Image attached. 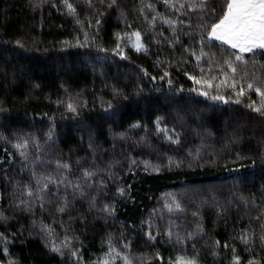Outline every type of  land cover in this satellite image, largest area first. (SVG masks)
Returning a JSON list of instances; mask_svg holds the SVG:
<instances>
[{
    "label": "trees",
    "instance_id": "trees-1",
    "mask_svg": "<svg viewBox=\"0 0 264 264\" xmlns=\"http://www.w3.org/2000/svg\"><path fill=\"white\" fill-rule=\"evenodd\" d=\"M71 2L79 6L81 20L92 17V28L85 25L84 29L92 33L97 28V11L104 12L99 17L102 22L97 42L89 47H70L63 43L67 40L75 44L77 35L83 40V32L59 5V0L55 3L61 7L60 11L47 2L33 11L29 0H0V108L6 109L0 112V213L7 217L0 220V233L7 238L5 245L0 237V260L5 264L9 260L17 264H74L75 258L69 260L49 251L41 221L56 230L57 240L65 234L75 236L74 246L86 262H94L107 251L109 237L118 247L131 240V254L137 257L136 264H140L141 255L152 256L156 251L163 256V264L178 255L195 254L199 264H231L233 244L244 264L253 255L264 258L258 239L249 251H245L239 239L233 240L241 229L250 230V218L256 217L259 211L238 205L234 197L255 194L260 203L264 195V163L260 160L264 154V118L244 107L250 103L248 99L243 104H236L234 98L224 103L189 92L193 85L184 71L192 72L194 57L184 54L179 45L173 49L166 42L156 44L153 38H159V32L164 31L166 37L170 33L167 25L159 20L152 27L139 15L141 0H118L119 7L114 9H107V0L98 9L87 8L82 0ZM151 2L156 4L159 13L169 12L163 0ZM121 11L127 13L132 28L126 27ZM135 30H141L149 51L138 53L125 40L129 59H121L111 51L116 43L115 34ZM17 40L24 44L23 48L16 44ZM218 47L219 42H214L211 50L217 51ZM247 58L252 57L247 54ZM158 59L172 61L168 69L173 80L171 89L166 79H159L162 69L156 64ZM255 59L264 64V57L259 54ZM177 60H190V63L181 65ZM203 66L207 68L206 64ZM142 69L157 76V80L144 76ZM195 74H199L198 69ZM181 86L183 91L177 92ZM140 88L143 91L137 94ZM114 89H119L121 95L115 96ZM70 97L87 102L86 107L79 109V115L66 110ZM251 97L258 102L254 93ZM157 117L162 118V127L175 129L180 135L179 145L156 132ZM137 123L141 126L130 127ZM121 133L126 139H120ZM175 133L169 132L174 138ZM18 136L35 137L39 141V152L30 144L26 164L12 147ZM142 137H147V141H141ZM90 140L96 146L95 152L88 147ZM190 150L192 156L188 155ZM197 150L203 167L196 163L189 166ZM7 153H12L13 162H9ZM218 155L221 158L216 162ZM169 156L183 160L184 166L145 172L141 164L140 168L127 171L129 157L166 166ZM58 161L69 164L70 168L58 169ZM113 161H120L122 165L113 169L115 180L106 176ZM83 169L97 171L96 183L104 177L107 184L106 195L99 196L95 207L90 205L89 197L73 198L72 189L68 188L71 205L59 213L57 205L65 193L63 184L59 186V196L45 197L43 210L38 206L32 211L15 206L18 201L12 198L13 185L22 181L34 186L33 171L37 176H64L75 183ZM125 186V195L117 197L116 188ZM51 191L56 192L55 185ZM91 192L95 193L96 189ZM168 192L177 194L183 211L169 213L162 207L164 194ZM230 199L233 203L229 205ZM113 200L116 201L114 216L99 211L104 203ZM204 200L208 202L202 203ZM222 208L226 210L222 212ZM150 217L153 235L157 233V225L161 233L155 241L144 235L149 229L147 223H141ZM169 221L174 233L193 232L197 224L203 230L186 243L176 244L175 236L169 241L164 234ZM259 231L256 225L257 234ZM217 240L219 246L215 245ZM225 242L229 244L227 249L223 247ZM5 246L8 254L3 251ZM144 264L149 261L145 260ZM151 264L161 262L154 259Z\"/></svg>",
    "mask_w": 264,
    "mask_h": 264
},
{
    "label": "snow or ice",
    "instance_id": "snow-or-ice-1",
    "mask_svg": "<svg viewBox=\"0 0 264 264\" xmlns=\"http://www.w3.org/2000/svg\"><path fill=\"white\" fill-rule=\"evenodd\" d=\"M51 3L53 7L57 8V11L61 10V7L57 6L55 0H29V7L33 11L40 8L44 3ZM82 3L89 9H98L105 5V0H82ZM164 5L169 9L166 14H161L157 11L156 4L151 0H141L140 7L137 9L139 15L143 16V19L152 27L156 26L159 20L162 25H167V31L169 36L164 35V31L158 33V37H154L157 45L167 43L171 48H175L177 45L181 46L183 53L188 57H194L195 64L192 72L184 71V75L188 80L192 82L193 87L188 89L189 92H196L199 95L208 97L212 100L223 101L228 103L229 100L234 98L236 104H243L245 99H248L250 103L244 104V107L251 109L253 112L259 114L261 118H264V64L255 59L259 54L264 57V0H163ZM59 5L63 9H66L67 14L75 19L77 25L80 26L83 32V40L77 35L75 38V44L70 41H64L66 46L70 47H89L96 43V35L99 33V25L104 12L97 11V18H95V24L97 26L96 32L84 30L85 25L88 29L92 28V17L89 16L86 20L79 18V6L71 2V0H59ZM118 0H107V9L118 8ZM120 16L124 18L127 28H132V24L127 21V13L121 11ZM196 17L195 22L193 17ZM150 17V19H149ZM116 43L115 47L111 51L119 56L121 59H129L126 48L127 44L125 40L129 41L131 47L136 52L149 51V46L144 42L145 37L141 30H135L131 32H118L115 34ZM183 38H187L191 43H185ZM214 42H219L217 51H212ZM16 44L23 48L24 44L17 40ZM207 49V50H206ZM100 51L107 52L108 49L100 48ZM247 54L251 55V59L247 58ZM178 64L185 65L190 63V60H177ZM157 66L162 69V75L159 76L160 80H167L169 88L173 85L171 78V72L168 70L171 67L172 61H156ZM167 64L168 67H165ZM206 64L207 68L203 65ZM199 70V74H195L196 70ZM144 76H151V80H157V76L151 75L147 69H142ZM39 87V85H35ZM143 89H138L137 94L142 92ZM177 92L183 91V87L176 90ZM215 92L217 94L213 95ZM254 93L259 99L252 100L251 94ZM113 94L115 96L121 95L119 89H114ZM127 99V97H125ZM58 104H65L64 101H57ZM87 102L81 103L79 98H69L66 102V110L76 115H79V109L86 107ZM108 107L111 108L112 104L109 102ZM6 111V109L0 108V112ZM157 127L156 132L164 135L167 141L172 144L179 145L181 138L178 133H175V129H168L167 126H161L162 118L157 117L155 121ZM139 123L133 124L130 127H140ZM175 133V138L170 135L169 132ZM120 139H126L123 133L119 134ZM52 139L51 130H49V140ZM141 141H147V137H142ZM34 145L37 152L40 150L39 141L35 137H29L25 139L23 137H17L12 147L19 153L22 161L26 164L29 160L28 148ZM89 149L93 152L96 151V146L90 140ZM7 151V150H6ZM12 161V153H7ZM192 156L191 150L188 153ZM237 158H240V154L237 153ZM221 158L217 156L216 162ZM167 165L153 164L151 161H137L134 158H127L128 172H132L134 168H140L143 165V170L147 172L149 169L155 172H159L163 167L171 169L173 167L181 168L184 166V161L180 159H173L172 156L167 158ZM201 157L199 150H197L196 156L189 161V166L192 163L200 164ZM261 163H264V154L260 156ZM253 160V164H255ZM117 166L122 167L120 161H113L106 172L107 179H116V173L113 171ZM203 167L202 164H200ZM58 169L67 170L70 165L67 163L61 164L57 162ZM7 172V169L5 170ZM99 173L91 169H83L81 177L77 179L75 183L67 179L64 176L53 177L37 176L33 171L32 176L35 177V185L30 183H24L22 181H16L13 185L12 198L16 203V207L20 210L32 211L34 206H38L40 209L45 208V197L50 195H60V185L65 186V193L62 200L57 205V211L64 213L71 205L69 200L68 188L72 189L71 195L75 198L79 195L81 198L89 197V203L92 207H95L100 195H106L105 189L107 184L105 178L102 177L99 183H96V177ZM83 181V183L81 182ZM92 181V183H88ZM55 185L56 192L52 193L51 189ZM126 187H117V197H123L126 192ZM88 189L86 191L85 189ZM91 189H96V192H91ZM19 192V195H17ZM235 202L240 205H244L248 209H259L257 216L250 218L251 228L241 229L239 235L234 237L233 240L239 239L241 243L245 245V251L250 250V246L254 245L257 239L260 242V246L264 249V195L261 197V202L257 203L255 194L245 196L243 194L239 197H234ZM165 203L163 208H166L169 213L173 211H183V205L178 199L177 194L168 192L164 194ZM115 200L110 203H104L99 209L100 212L107 216L115 215ZM207 200L202 203H207ZM218 203V202H217ZM230 205L233 203V199L227 201ZM226 209L222 208L221 211ZM155 212V210H154ZM198 215V213H193ZM7 219L3 213H0V220ZM254 221V223H253ZM142 225L147 223L148 231L144 235L150 241H155L159 235V226L157 225V233L153 235L152 228L153 222L151 217L147 222H141ZM256 225L259 226V234L256 232ZM179 227L178 225L176 226ZM41 230L45 233L46 246H49V251L58 253L62 257H67L69 260L75 258L74 264H136L137 257L131 254L132 241L126 240L123 245L117 246L111 237L107 240V251L103 252L94 262H86L79 249L75 248L74 240L75 236L64 235L63 239L57 240V233L54 228L48 225H44L41 221ZM202 225L197 224L196 230L193 232H186L181 234L180 231L173 232L172 222L169 221L166 232L164 233L169 241L173 240L176 244L186 243L192 239L195 235L201 232ZM68 231L67 229L65 230ZM0 237L4 239L5 245H7V238L3 233H0ZM215 245L219 246L220 241H215ZM225 249L229 247V244L225 242L223 245ZM195 248V245H193ZM5 254H8L7 246L3 249ZM232 258L231 264H244L241 256L237 254L235 245H232ZM214 255L216 253H213ZM140 264H144L145 260L151 261L159 259L163 264L164 258L159 251H156L152 256L141 255L139 258ZM0 264H5L3 260H0ZM7 264H17L16 261L9 260ZM168 264H199L198 254L187 256L178 255L174 259H169ZM246 264H264V258L257 259L254 255L247 258Z\"/></svg>",
    "mask_w": 264,
    "mask_h": 264
},
{
    "label": "rangeland",
    "instance_id": "rangeland-1",
    "mask_svg": "<svg viewBox=\"0 0 264 264\" xmlns=\"http://www.w3.org/2000/svg\"><path fill=\"white\" fill-rule=\"evenodd\" d=\"M128 45H129V46L131 45L129 41H128Z\"/></svg>",
    "mask_w": 264,
    "mask_h": 264
}]
</instances>
